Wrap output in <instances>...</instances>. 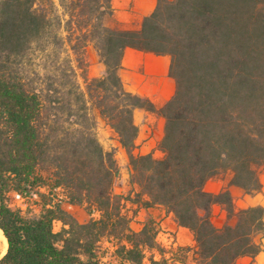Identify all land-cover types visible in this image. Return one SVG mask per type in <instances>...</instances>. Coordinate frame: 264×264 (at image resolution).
Listing matches in <instances>:
<instances>
[{
  "label": "trees",
  "instance_id": "trees-1",
  "mask_svg": "<svg viewBox=\"0 0 264 264\" xmlns=\"http://www.w3.org/2000/svg\"><path fill=\"white\" fill-rule=\"evenodd\" d=\"M91 45L102 76L88 74ZM128 47L170 56L175 92L162 106L126 88ZM139 108L165 118L162 157L135 152ZM93 110L128 154L134 195L114 191L119 165ZM263 166L264 0H158L139 29L119 24L112 0H0V264H104L105 241L110 264H236L264 250V205L237 208L229 189L206 184L231 172V184L261 192ZM13 194L40 212L13 206ZM128 201L164 206L195 244L164 246L154 217L135 230ZM217 204L236 221L217 225Z\"/></svg>",
  "mask_w": 264,
  "mask_h": 264
},
{
  "label": "rangeland",
  "instance_id": "rangeland-1",
  "mask_svg": "<svg viewBox=\"0 0 264 264\" xmlns=\"http://www.w3.org/2000/svg\"><path fill=\"white\" fill-rule=\"evenodd\" d=\"M73 58L75 56L73 55ZM85 58L89 62L88 74L90 77L102 76L103 62L101 61L98 50L93 46H89L85 53ZM154 58L149 59L152 64H155ZM170 56L165 73H161L163 67L160 66L159 73H153L150 64H143L135 69L126 72L125 86L128 90L138 93L143 96L150 97L158 106H162L175 92V81L169 75ZM80 82L85 87V80L80 77ZM93 115L96 119L97 135L107 151H113L119 165V173L116 177L114 184V191L121 194H132L139 190L138 185L131 183V165L126 150L122 147L118 134L107 123V121L98 113L93 110ZM135 120L140 127V133L137 140V147L135 152L137 154L153 153L155 157H162L164 153L159 149V142L164 136L165 118L157 113L150 112L145 109H136ZM231 172L222 173L216 177L220 179H227ZM260 177L264 182V166L260 168ZM263 191V189H262ZM259 192H255L257 194ZM264 197V195H262ZM237 208H245L243 203L239 201L240 195H236ZM12 205L21 207L27 210L31 207L34 213H39L41 207L39 204L32 200L21 198L15 194L11 197ZM64 207L71 212L79 221L86 222L90 219V214L86 208L81 205H74L69 203L66 199L63 202ZM248 207V206H246ZM126 212L132 216L131 225L135 230H140L144 223L150 218L154 217L159 225L158 241L164 246L171 248L178 245H194L195 240L190 230L181 228L173 223L172 218L164 216L160 208L146 209L138 207L134 203L126 202ZM227 213V212H226ZM98 216V213H95ZM214 221L217 225H223L226 222L234 223L233 219L223 218V212L217 211L214 214ZM62 222L56 223V229L60 230ZM104 249L102 250V260L104 264L115 262V258L111 253H107L105 248L110 247V243L105 241L103 243ZM179 264V263H177Z\"/></svg>",
  "mask_w": 264,
  "mask_h": 264
},
{
  "label": "crops",
  "instance_id": "crops-1",
  "mask_svg": "<svg viewBox=\"0 0 264 264\" xmlns=\"http://www.w3.org/2000/svg\"><path fill=\"white\" fill-rule=\"evenodd\" d=\"M158 4V0H112V5L115 11V17L118 20L119 24L123 28L127 29H139L142 26L143 19L145 16L151 14ZM154 58L155 64H152L149 59ZM169 60V55H157L150 52H144L137 50L131 47L126 48L124 57H123V68L121 70V76L125 83V78L127 75L126 72L135 69L143 64L149 65L153 73H159L160 66L163 67L161 73H165L167 69V64ZM171 62V60H170ZM106 72L105 64H103V73ZM172 78V77H171ZM173 79V78H172ZM174 81V79H173ZM232 174L227 179H220L218 177L211 178L207 184L206 189L210 192H220L224 189H229L233 195L234 201L236 202V195H240L239 201L243 203V206H253V205H264V182H263V191L257 194H249L243 188L231 184ZM136 205V204H135ZM160 208L164 216L167 215V218H172L173 223L178 225L174 219L172 212H169L164 206L157 205L152 208ZM147 209V208H146ZM217 211L223 212V218L226 220L227 213L221 205H215L214 214ZM179 226V225H178ZM221 226V225H219ZM181 228H185L180 226ZM188 229V228H185ZM189 230V229H188ZM191 232V231H190ZM192 233V232H191ZM193 234V233H192ZM264 241V239H263ZM236 264H264V250H262L256 256H242L240 257Z\"/></svg>",
  "mask_w": 264,
  "mask_h": 264
},
{
  "label": "bare ground",
  "instance_id": "bare-ground-1",
  "mask_svg": "<svg viewBox=\"0 0 264 264\" xmlns=\"http://www.w3.org/2000/svg\"><path fill=\"white\" fill-rule=\"evenodd\" d=\"M0 257H2L8 249V240L6 238V236L4 235L3 230L0 228Z\"/></svg>",
  "mask_w": 264,
  "mask_h": 264
},
{
  "label": "water",
  "instance_id": "water-1",
  "mask_svg": "<svg viewBox=\"0 0 264 264\" xmlns=\"http://www.w3.org/2000/svg\"><path fill=\"white\" fill-rule=\"evenodd\" d=\"M6 254V253H5ZM1 258V257H0Z\"/></svg>",
  "mask_w": 264,
  "mask_h": 264
}]
</instances>
